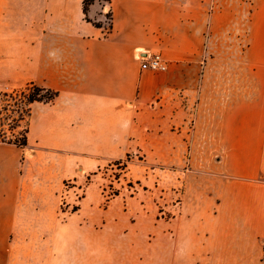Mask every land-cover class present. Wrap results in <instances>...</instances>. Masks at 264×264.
Wrapping results in <instances>:
<instances>
[{
	"label": "crops",
	"instance_id": "crops-1",
	"mask_svg": "<svg viewBox=\"0 0 264 264\" xmlns=\"http://www.w3.org/2000/svg\"><path fill=\"white\" fill-rule=\"evenodd\" d=\"M83 1L0 0V84L58 93L32 105L27 148L0 145V264H71L64 223L43 207L56 196L43 176L56 155L73 169L81 153L141 145L148 128L163 137L164 124H177L186 136L193 114L200 150L214 159L187 178L196 207L182 228L155 244L173 239L167 264H264V0L95 2L88 18L100 28ZM139 52L161 53L168 69L142 70ZM83 243L74 264H96L95 242Z\"/></svg>",
	"mask_w": 264,
	"mask_h": 264
},
{
	"label": "rangeland",
	"instance_id": "rangeland-1",
	"mask_svg": "<svg viewBox=\"0 0 264 264\" xmlns=\"http://www.w3.org/2000/svg\"><path fill=\"white\" fill-rule=\"evenodd\" d=\"M95 2L107 7L109 0ZM110 24L108 12V32ZM23 88L1 83L0 93ZM164 126L167 134L163 137L153 136L154 129L148 128L141 145L130 139L131 149L126 153H81L79 166L73 169L64 165L66 155H56L52 168L43 170L56 190L43 207L58 211L56 225L64 223L59 242L71 264L86 257L83 242L88 235L95 242L90 257L96 264L168 263L173 239L161 238L159 246L155 238L159 232L182 228L183 215L196 207L186 195L187 178L199 171L201 163L214 159V154L200 150V135L194 134L200 126L199 115L189 118L186 136L179 135L177 124ZM193 141L195 147L190 145ZM26 152L31 162L28 172L36 178L33 152ZM87 226L94 236L83 232Z\"/></svg>",
	"mask_w": 264,
	"mask_h": 264
},
{
	"label": "trees",
	"instance_id": "trees-1",
	"mask_svg": "<svg viewBox=\"0 0 264 264\" xmlns=\"http://www.w3.org/2000/svg\"><path fill=\"white\" fill-rule=\"evenodd\" d=\"M97 0H84L83 12L88 18L89 7ZM100 28L101 24L93 23ZM58 93L30 83L23 89L11 93H0V144L12 145L19 149L29 146V133L32 105L35 103H52Z\"/></svg>",
	"mask_w": 264,
	"mask_h": 264
},
{
	"label": "built area",
	"instance_id": "built-area-1",
	"mask_svg": "<svg viewBox=\"0 0 264 264\" xmlns=\"http://www.w3.org/2000/svg\"><path fill=\"white\" fill-rule=\"evenodd\" d=\"M137 60L141 63L142 70L149 71H166L168 69V63L161 53L139 52L137 54Z\"/></svg>",
	"mask_w": 264,
	"mask_h": 264
}]
</instances>
